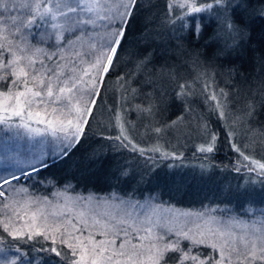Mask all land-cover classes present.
Instances as JSON below:
<instances>
[{
	"label": "snow or ice",
	"instance_id": "6c2138e0",
	"mask_svg": "<svg viewBox=\"0 0 264 264\" xmlns=\"http://www.w3.org/2000/svg\"><path fill=\"white\" fill-rule=\"evenodd\" d=\"M258 4L165 0L166 58L158 63L150 12L144 47L125 46L130 22L138 9L155 7L151 0H0V264H33L24 245L48 253L52 264H264V212L255 219L253 209L264 202V157L256 158L264 151L257 124L264 64L247 90L229 86V58L248 40L254 18H264V0ZM201 40L204 46H190ZM129 65L135 75L124 71ZM113 76L121 92L107 109L108 123L120 130L101 128L98 141L107 144L86 160L92 168L103 167L109 152L122 157L110 176L120 187L88 195L71 182L61 187L42 174L67 162L88 137ZM198 99L208 116L197 115ZM173 105L181 110L170 116ZM181 141L198 154L199 167L186 166ZM222 144L234 163L217 161ZM164 167L173 170L169 185L207 183L218 167L240 179L215 205L180 210L157 193ZM233 201L242 214L220 207Z\"/></svg>",
	"mask_w": 264,
	"mask_h": 264
},
{
	"label": "trees",
	"instance_id": "16d2710c",
	"mask_svg": "<svg viewBox=\"0 0 264 264\" xmlns=\"http://www.w3.org/2000/svg\"><path fill=\"white\" fill-rule=\"evenodd\" d=\"M151 3L155 5L154 8L151 9H138L136 14L134 15V18L130 22V25L127 29V37H126V48L129 50H139L144 47V43L142 40L143 34L145 32V25L147 23L145 17L148 15V13H151V19H152V27L148 29V31L153 35L156 36V41L153 44L152 50L155 52V56L153 57L154 61L158 63H163V60L166 57H162V52L164 45L162 44V41L165 36L168 35L167 33V26L163 22V12L162 9L164 8L165 0H151ZM254 7L256 10H259L260 5L258 4V0H253ZM179 11V9H178ZM159 17V18H157ZM157 34H160L157 36ZM190 46H196V47H202L204 46L203 40L201 41H190ZM206 54L211 56V52L207 51ZM232 62L230 66V70L234 69V76L232 77V80L229 83V86H232V84L235 85L233 88V91H236L237 89H243L244 84H252L256 79H258L262 73H261V65L264 64V18L261 17H255L254 22L250 26V36L248 40L246 39L244 43L242 44L241 49L239 50V53L237 55H234L229 58ZM124 71H134V75L136 72H138V69L134 70L133 65H129L127 68L124 69ZM222 79H228V77H222ZM133 87H140L139 83L133 84ZM121 89L118 85V82L116 81L115 76L108 82V87L104 91V99L102 101V104L104 105L105 110L108 109L111 104L118 103L119 100H117V96H120ZM199 100H197L198 104ZM170 116L174 113H177L180 111V107L177 105H173L170 108ZM203 112V116H208L209 112L208 110H201ZM114 118V117H113ZM210 119L213 122V125H215L216 120L215 116H211ZM259 122H264V113L260 115ZM105 127V126H104ZM97 125H93L91 130L88 132V137L85 139V141L78 146V149L74 151L71 158H73V166L72 168L66 167L58 169V167L64 165L66 162H59L58 164H54L51 166L50 169L44 170L43 174L44 176H48L51 174L55 181L62 182L61 187L63 186V183L71 182L73 185H75V191L78 193L84 192L87 193L90 190H93L91 193L96 194H106L108 191L112 189H108L105 187H111L118 189L120 186L116 185L114 182L111 181L110 176L111 172H107L105 169H101L100 166H93L90 168L91 171L99 170L100 169V180L96 183H91L90 188H86L83 184V181L80 179L79 174L81 173V169L87 165L88 162L86 160L87 155L97 149L101 144H107L106 141H98V133L100 132V129ZM106 134L112 133L113 135L117 134L120 130L118 128L115 132L114 130H110L108 128H104ZM127 129V125H126ZM132 135H134L132 133ZM9 148H15V144H9ZM25 147L27 145L25 144ZM105 151H107V148H105ZM186 156H188L187 152H184ZM128 154L125 153V156ZM191 155V154H189ZM114 157V153L109 152L108 157L106 160H109V163L106 165H117L118 162L123 161L122 157ZM190 157V156H189ZM187 157L186 162L188 164H195L199 163L200 160L198 159V154L191 156L190 158ZM217 161L220 162V165H228L229 161L235 162V158L233 156L228 155V149L226 145L222 144L221 151L216 156ZM68 161V160H67ZM127 163H132V161H124ZM185 162V163H186ZM178 163V162H176ZM105 166V167H106ZM103 168V167H102ZM165 168V167H164ZM222 172L229 173L230 175L234 177H239L231 168H227V170L224 167H218L216 174ZM215 174V175H216ZM169 176V175H165ZM163 177V183L164 185H169L167 183L168 178ZM67 178V179H66ZM212 182V181H211ZM194 185L191 181L188 182L186 190L183 191V196L189 195L193 197L192 202L200 203L203 198H194L193 191L191 190V187ZM211 188V187H210ZM37 189L39 191H51L50 189H44L40 185H37ZM37 189H34L33 191H36ZM87 189H90L89 191H86ZM224 200V199H220ZM218 200V202L220 201ZM182 202H186L190 204V201H187L184 197L181 199ZM264 203V202H259ZM186 209H191L186 208ZM254 209V218L259 219L261 212H264V204H261L259 206L253 205ZM234 215L236 214H242L243 209L240 208H234L233 209ZM2 218V217H0ZM242 218H244L242 216ZM10 239V238H9ZM24 251L27 254L26 258H33V264H42L43 261H49V264H52V260L54 258H50L49 254L46 252H37L34 248L30 247L29 245H24Z\"/></svg>",
	"mask_w": 264,
	"mask_h": 264
},
{
	"label": "rangeland",
	"instance_id": "374dc122",
	"mask_svg": "<svg viewBox=\"0 0 264 264\" xmlns=\"http://www.w3.org/2000/svg\"><path fill=\"white\" fill-rule=\"evenodd\" d=\"M248 87H249V84L245 83L243 90H247ZM193 88H194V86H193ZM119 99H120V96H117V100H119ZM198 105H200V107L197 108V115H202L201 112H203V111H201V110H203V109L208 110L207 106L205 104H203V102L201 100H199ZM263 113L264 112H261L260 115ZM260 115L257 117L258 127L264 126L258 121L260 119ZM109 119H110V117L108 115L107 109L104 110L103 112L98 110L97 111V118H96V121H93V125L95 126V125L99 124L100 126H102L103 129L108 128L110 130H114V132H115L118 128H120V126L119 125H115V126L110 125L108 123ZM112 119L114 120V118H112ZM215 120H216V117H215ZM127 129H131L130 134H132V133L134 135L136 134V128L133 127L132 125H130V124L127 125ZM139 131H140V134L142 137L144 129L140 128ZM138 138H140V137H138ZM171 143L173 146H175L176 140L173 139L171 141ZM180 143H181V148L179 150H182L183 152H187L188 153L187 157H189V156L191 157L193 155H196V154H194V152L190 148H183V146H182L183 141H181ZM257 143H262V141H260L258 139ZM189 154H191V155H189ZM261 157H264V151H261V149L258 148L257 153H256V158L260 159ZM108 163H109V160H105L103 168L102 167H100V168L105 169L107 172H111L115 169V165L106 166ZM72 166H73V158H70V159H68V161L64 165L58 167V169H60V168L65 169L66 167L71 169ZM186 166L199 167V163L188 164L186 162ZM171 171H173V170L169 169L168 167L161 169L160 188L157 189V193L161 195V199L163 200L164 204L169 206V207L180 209V210H196V209H199L201 202L200 203H196V202L194 203V202H192L193 197H191L189 195L183 196L182 193L184 190H186L187 186L180 185V184L164 185L165 182L163 183V177L166 178L167 176H165V175H169ZM175 171H177L178 176H182L184 174L185 170L184 169H178ZM77 174H79L80 179L83 181V184L86 188H90L91 183H96L97 181L100 180V169L95 170V171H91L87 165H85L81 169V173H77ZM215 174L213 175L212 179L210 181H208L207 183L196 184V183L192 182V183H194V185L191 187V190L193 191V194H194L193 196L195 199H197L198 197L203 198L201 201H203L205 204L212 202L215 205L216 203H218V200L225 199V197L223 195V191L227 188V186L229 184H232L234 186L237 183V181L240 179V177H234V176H232L226 172L224 173V175L222 172H220L216 175ZM105 188L116 189V188H111V187H105ZM89 190L90 189H87L86 191H89ZM91 192H93V190H90L87 193H84V192H81V193L88 195ZM183 197L187 201H190V204L186 203V202H182L181 199ZM261 204H264V203L258 202L255 205L259 206ZM189 207L191 209H186ZM220 207L221 208L229 207L231 209L240 208L239 205L236 203V201H233L231 205L221 204Z\"/></svg>",
	"mask_w": 264,
	"mask_h": 264
}]
</instances>
